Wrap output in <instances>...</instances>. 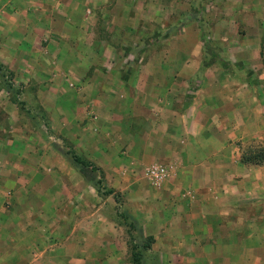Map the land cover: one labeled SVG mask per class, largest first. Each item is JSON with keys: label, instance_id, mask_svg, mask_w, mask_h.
I'll list each match as a JSON object with an SVG mask.
<instances>
[{"label": "crops", "instance_id": "obj_1", "mask_svg": "<svg viewBox=\"0 0 264 264\" xmlns=\"http://www.w3.org/2000/svg\"><path fill=\"white\" fill-rule=\"evenodd\" d=\"M133 245L264 264V0H0V264Z\"/></svg>", "mask_w": 264, "mask_h": 264}, {"label": "trees", "instance_id": "obj_2", "mask_svg": "<svg viewBox=\"0 0 264 264\" xmlns=\"http://www.w3.org/2000/svg\"><path fill=\"white\" fill-rule=\"evenodd\" d=\"M75 163L77 164H81V165H87V163H85L84 161H81L78 157H73ZM133 251H132V261H133V264H141L140 263V260H141V253L140 251L137 250V245H133L132 247Z\"/></svg>", "mask_w": 264, "mask_h": 264}, {"label": "built area", "instance_id": "obj_3", "mask_svg": "<svg viewBox=\"0 0 264 264\" xmlns=\"http://www.w3.org/2000/svg\"><path fill=\"white\" fill-rule=\"evenodd\" d=\"M163 169H153L150 171V174L156 179L159 180L163 177Z\"/></svg>", "mask_w": 264, "mask_h": 264}]
</instances>
